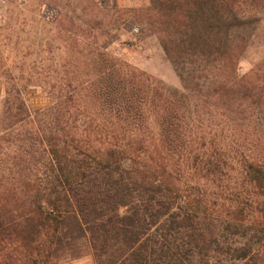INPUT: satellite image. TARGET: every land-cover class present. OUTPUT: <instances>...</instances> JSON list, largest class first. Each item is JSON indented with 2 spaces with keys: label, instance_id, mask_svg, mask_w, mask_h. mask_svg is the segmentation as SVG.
I'll use <instances>...</instances> for the list:
<instances>
[{
  "label": "trees",
  "instance_id": "1",
  "mask_svg": "<svg viewBox=\"0 0 264 264\" xmlns=\"http://www.w3.org/2000/svg\"><path fill=\"white\" fill-rule=\"evenodd\" d=\"M150 1L173 62L205 74L164 91L112 68L85 95L5 102L0 264H264V76L236 72L259 17Z\"/></svg>",
  "mask_w": 264,
  "mask_h": 264
},
{
  "label": "rangeland",
  "instance_id": "2",
  "mask_svg": "<svg viewBox=\"0 0 264 264\" xmlns=\"http://www.w3.org/2000/svg\"><path fill=\"white\" fill-rule=\"evenodd\" d=\"M167 14L150 0H0V111L18 92L33 108L67 91L85 95L112 68L143 72L164 91L200 80L203 61L194 69L167 54ZM247 15L259 18L236 72L262 77L264 0H245L240 16ZM67 264L94 263L85 255Z\"/></svg>",
  "mask_w": 264,
  "mask_h": 264
},
{
  "label": "crops",
  "instance_id": "3",
  "mask_svg": "<svg viewBox=\"0 0 264 264\" xmlns=\"http://www.w3.org/2000/svg\"><path fill=\"white\" fill-rule=\"evenodd\" d=\"M27 103H28L29 105H31V106H32V104H30V102L28 101V99H27Z\"/></svg>",
  "mask_w": 264,
  "mask_h": 264
}]
</instances>
